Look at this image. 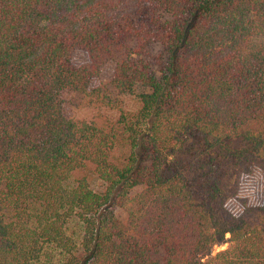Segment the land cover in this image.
<instances>
[{"label": "trees", "instance_id": "trees-1", "mask_svg": "<svg viewBox=\"0 0 264 264\" xmlns=\"http://www.w3.org/2000/svg\"><path fill=\"white\" fill-rule=\"evenodd\" d=\"M0 264H264V0H0Z\"/></svg>", "mask_w": 264, "mask_h": 264}, {"label": "rangeland", "instance_id": "rangeland-1", "mask_svg": "<svg viewBox=\"0 0 264 264\" xmlns=\"http://www.w3.org/2000/svg\"><path fill=\"white\" fill-rule=\"evenodd\" d=\"M114 71L115 63L108 62L103 67L100 77L96 80V85L109 82L113 77ZM63 97L65 99L64 112L68 118L91 120L96 118L97 114L99 113L97 109H94L90 106L88 107L85 102H80L78 96L72 92H66ZM125 107L128 110H135L139 107V104L131 98H125ZM226 247L227 245L217 247L216 252L224 250Z\"/></svg>", "mask_w": 264, "mask_h": 264}]
</instances>
